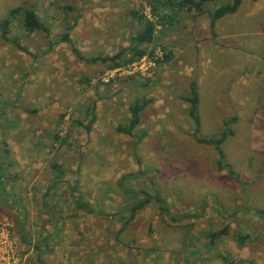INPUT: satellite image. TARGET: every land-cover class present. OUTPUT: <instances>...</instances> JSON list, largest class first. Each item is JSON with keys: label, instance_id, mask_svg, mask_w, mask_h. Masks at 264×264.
I'll return each mask as SVG.
<instances>
[{"label": "rangeland", "instance_id": "rangeland-1", "mask_svg": "<svg viewBox=\"0 0 264 264\" xmlns=\"http://www.w3.org/2000/svg\"><path fill=\"white\" fill-rule=\"evenodd\" d=\"M181 1L0 0V219L34 264H264V0L213 24L231 0ZM24 9L49 32L29 33ZM146 22L153 39L138 45ZM240 76L254 111L235 106ZM136 99L139 124L119 131ZM232 116L220 158L197 138Z\"/></svg>", "mask_w": 264, "mask_h": 264}, {"label": "trees", "instance_id": "trees-1", "mask_svg": "<svg viewBox=\"0 0 264 264\" xmlns=\"http://www.w3.org/2000/svg\"><path fill=\"white\" fill-rule=\"evenodd\" d=\"M208 0H182L180 3L185 4L186 8L188 10L190 9H196V10H202L203 6L205 4V2H207ZM242 0H231L230 2H228L226 5H222L219 6L217 8L214 9L213 13H212V24L214 23V20L220 17L225 16L226 14H232L235 13L240 4H241ZM189 4V6L187 5ZM20 10V8H14L10 11V14L12 13H18ZM21 13V22L23 24V26L26 28V30L31 33L33 31H37V30H41L45 33L49 32V28L42 22L39 20V18L37 17L35 11L33 9H24L22 11H20ZM10 23V19L8 18H4L3 20L0 21V30H1V34L2 36H5V34L8 31V26ZM153 39V24L150 22H146V24L144 25V27L142 28V30L136 31L135 35L132 37L133 42H137L138 45L139 44H144L146 42H150ZM60 40L62 41H69V37H68V32H63L62 36L60 37ZM25 49V48H24ZM134 50L133 56L130 57L129 59L125 60L124 62H128V61H132L140 56H142L144 54V48H140V47H133L132 48ZM75 51H77V49H74ZM122 53H117L113 56H111L109 59L113 60L114 63L113 65H117L119 64L118 62H115V60L119 57H121ZM183 99L188 102L189 106H188V114L191 117V119L193 120L194 124H195V128L197 129L199 127V118L197 115L198 112V102H199V94H198V89H197V85L195 83V81H191L189 83V94L185 97H183ZM145 103L141 102L139 99H136L129 107V113H130V119L128 121V124L126 126H118L117 129L119 131H124L127 133H130L140 122V112L144 109L145 107ZM236 117L232 116L230 119L225 120L224 121V129L221 130V132L219 133L218 136L212 137V138H202L199 137L197 138L199 142L204 143V144H210L213 145L214 148L217 150L220 158L223 157V153H222V149H221V143L229 136L233 134V130L230 128L231 123H233L235 121ZM90 126L88 125L86 127V130L89 131ZM51 168L56 171L57 176H62L63 171L60 169V166L58 163H51ZM124 176V175H123ZM122 176V178H123ZM143 193V192H141ZM158 198V197H156ZM158 200H161V198H158ZM150 201V197L148 196V194L145 193V196L141 199H138L136 201H134L133 203H131L129 205V215L127 217L126 223L131 221L136 212L140 209H142L145 204H147ZM81 203L78 204V206H80ZM83 206V205H81ZM162 210H165V207H161ZM224 231L221 230L219 232L216 233H212V239L213 237H216L220 234H222V232Z\"/></svg>", "mask_w": 264, "mask_h": 264}, {"label": "built area", "instance_id": "built-area-1", "mask_svg": "<svg viewBox=\"0 0 264 264\" xmlns=\"http://www.w3.org/2000/svg\"><path fill=\"white\" fill-rule=\"evenodd\" d=\"M0 264H34L17 245L9 223L3 219H0Z\"/></svg>", "mask_w": 264, "mask_h": 264}, {"label": "crops", "instance_id": "crops-1", "mask_svg": "<svg viewBox=\"0 0 264 264\" xmlns=\"http://www.w3.org/2000/svg\"><path fill=\"white\" fill-rule=\"evenodd\" d=\"M208 61H210V59L205 61V62L202 61L200 63L201 70H200V77H199L198 80H202V79H204L206 77L205 73H207V72H206L205 68H206V64H207ZM256 72H257V69H256V67H254L252 70L249 69L248 72H246V73H249L250 75L253 73V74L256 75ZM238 81L239 82L235 83V86H236V88L238 86V90H242V92L240 91L239 92V96H237L235 98V100H234V103L237 104V105H235L237 107V110L238 111H254V109L257 107V102L256 101L255 102L249 101L247 99L246 95H245L246 93H250L251 88H253L252 82L250 81V79H247V78L245 79V78H243L241 76H240ZM262 86H264V85H262ZM217 103L220 104V101L218 100V98H217ZM214 106H215V102H214ZM236 120H237V118L235 119V121Z\"/></svg>", "mask_w": 264, "mask_h": 264}]
</instances>
